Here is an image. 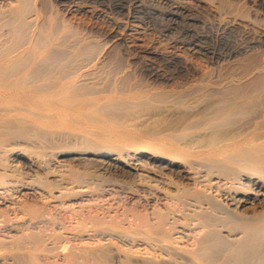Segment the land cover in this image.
Segmentation results:
<instances>
[{
    "label": "bare ground",
    "instance_id": "obj_1",
    "mask_svg": "<svg viewBox=\"0 0 264 264\" xmlns=\"http://www.w3.org/2000/svg\"><path fill=\"white\" fill-rule=\"evenodd\" d=\"M37 1L0 0V185L37 184L40 199L37 208L30 198L9 201L0 193L7 204L0 210V264H11L4 250H39L51 253L53 264H82L87 250L111 246L116 264L121 257L125 264H264V75L243 81L253 66H240L238 76L222 68L264 53V34L248 29V41L231 45L244 15H228L213 35L221 49L205 46L206 35L177 46L205 59L207 71L188 64L174 74L140 71L115 58L119 49L131 51L129 38L147 34L127 22L124 7L126 22L76 2L75 10L113 27L105 44H84L59 35L67 27L59 16L72 6L53 11L62 24L51 27L39 22ZM212 10L201 13H218ZM153 49L145 50L158 59ZM145 110L164 115L165 125L153 117L140 128ZM111 189L143 193L145 208L80 204L88 226L73 231L58 217L74 212L66 205L71 198Z\"/></svg>",
    "mask_w": 264,
    "mask_h": 264
},
{
    "label": "rangeland",
    "instance_id": "obj_2",
    "mask_svg": "<svg viewBox=\"0 0 264 264\" xmlns=\"http://www.w3.org/2000/svg\"><path fill=\"white\" fill-rule=\"evenodd\" d=\"M136 1L137 0H77V1H74L75 2L74 3L73 0H65L64 2H61L60 0H40V1L38 0L37 1V9L40 13L39 14L40 15L39 22L41 21V23H42L45 21L47 26L51 25V27H52V25L55 26L54 24L59 23V20H57V18H55L56 17L54 15L55 12H53V11H56L58 9V7H60V5L61 6L62 5H68L69 7L72 6L70 8L71 11L66 13L65 16L64 15L59 16V17H61L60 21L64 20L63 24H65V26H67L65 28V30L63 29V31L59 33V35L61 37H63V36L66 37L68 35L69 36V37L67 36L68 40H70L71 42L73 40H76V38H78L79 40L83 39L81 41V43H84V44H87V43H96L97 44L98 43L99 45L100 44L103 45L106 43V39H105V36H103V34L105 35V33L108 30L109 31L112 30L113 29L112 25L109 23L103 22V20H101V19L99 20L96 18H92V17L88 16L87 14H84V12H80V11L75 10V8L73 6L76 4V2H79L80 3L79 5L82 8H91V9H96L97 11L100 10V12H103L105 14H110L113 18L115 17L116 19H121V20H122V18L124 19V16H123L124 14L126 15V14H128V12H130L132 18L128 21L125 19H124V21L123 20L122 21L123 22L127 21L131 26L132 25L136 26L135 24H137L138 26L140 25V28L143 26L142 28L146 29L147 34H145V33L144 34H138V36L136 35L135 38H134V36L132 38H129L130 44L131 45L133 44L134 49L131 48V51H130V49L129 50L119 49L120 51L117 49L118 52L116 51V52H114V54H117V55L120 54V55L115 56V58L120 56L119 57L120 60H119V58H117V59L119 61L123 60L121 63H124V65L126 64V65H128V67L133 68V69L136 67L135 68L136 70L138 69L140 71H148V70H153V69L157 70L158 69L162 72L166 71L165 72L166 74H172V73L174 74V71H176L178 68L185 66L187 64H188L187 66H190V67L195 66V68L199 69L202 72L210 69L208 62L205 59L200 58L197 55L192 56L191 54H188V53L186 54V53L181 52L178 48L181 45L179 43H181L184 40L188 41L192 37H194L195 35L196 36H198V35L199 36H205L206 35L205 37L208 39L203 40V42H205V46H207L209 48H216L217 50L221 49L222 46L216 42L215 37H213V35H214V33L215 34L217 33L215 29L218 28L217 26H218V24H220L219 22H221L224 17L230 18L229 16H232V18L233 17L239 18V16L244 15L245 19L246 18L248 19V20H245L244 16L242 18L240 17L241 19L240 18L238 19V21L241 22V27H243V28H241V27L239 28V30L241 32H239V30L237 29L238 31L231 33L230 37L228 36L229 40L232 41L231 45L233 43L236 45V44H241V42L243 43L245 41H248V39L246 38V35L245 36L243 35V33L247 32L248 29H249L248 32H250L251 30H253L255 32V30L258 28L256 32L259 34H260V32L264 34V0H217V1L216 0H213V1L212 0H201V1L200 0H138V2H136ZM215 1L217 3L214 4ZM135 2H136V4H135ZM219 2L224 3V4H222L223 7L220 5L221 3L218 4ZM171 4H172V6H171ZM218 5H220L221 7ZM119 6L125 8L124 14L119 13V8H118ZM176 6L178 7V10H177ZM216 7L218 8V10ZM199 8H201V9H199ZM202 8H204L208 12H210L212 9L214 11L217 10L218 13L215 14L216 12H214L213 16H211L212 12H211V15H209V13H205V12L203 13V11L201 13ZM236 10H237V12H236ZM238 11H239V14H238ZM233 12H234V14H233ZM246 13H247V15H245ZM215 15H217V16H215ZM221 15H222V17H220ZM226 15L227 16L229 15V16L227 17ZM199 16L204 18V20L206 18V20H205L206 25L205 26H203L201 24L196 25L195 23H192L189 21V19L191 17L192 18H197V17L200 18ZM214 16H215V18H214ZM248 16H249V18H248ZM250 16L252 18H250ZM140 18L142 21L140 20ZM250 19H253V20H251L249 22ZM134 20H136V21L134 22ZM209 20H210V22H209ZM143 21H145V22H143ZM255 21H259V22L257 23ZM211 22H212V24H211ZM59 24H62V23H59ZM143 24H145L147 27ZM241 29L244 31L242 32ZM260 29L261 30L263 29L262 30L263 32ZM82 30H83V33L81 34ZM238 32L240 35L242 33V36L237 34ZM75 33H77V34H75ZM218 34H220V31H218ZM241 37H242V39L239 40ZM233 38H234V40H233ZM142 39H143V41H142ZM70 41H68V42L70 43ZM132 41L135 43H133ZM174 41H176V42H174ZM238 41H240V42L238 43ZM145 43H146V45H145ZM172 43L174 45H176V47ZM142 44H144L146 48L144 47V45L142 46ZM138 45H139V47H138ZM106 47L107 48H105V51L103 50V52H102V53H104L103 55L106 54V49H108V46H106ZM144 48L148 49V50H154L153 48H155V51H158V53L160 54L158 59L153 58L152 55L149 56L148 53H146V50ZM141 52H143V53H141ZM261 53H263V52H260L259 54H257V52L255 54H253V53L247 54L246 57L244 56L239 61H235L233 63L231 62L230 64H228V63L223 64L222 68H223L225 73H227V72L230 73V71H226V70H235L236 69L237 71H234L235 73L233 72V74H236L238 71H240L239 69H241V67H244L243 66L244 64L248 65L247 67L249 68V71H250L251 66H253L251 68L253 70L250 71L251 74L249 73L247 75L248 77L246 76L243 81L252 80L257 74H259V72H260V74L264 75V63H263L264 62V59H263L264 53L262 55H261ZM178 54H180V55H178ZM255 55L258 57H256ZM176 56H177V58H176ZM259 56H262V58ZM172 57H173V60L171 59ZM184 58H185V60H184ZM251 58H253V59H251ZM254 59L255 60L257 59L259 61L255 62ZM241 61H242V64H240ZM243 62H245V63H243ZM256 63L260 66L261 70L259 69L258 65L256 66ZM242 70L243 69H241V71H240L241 73L239 72L240 74L243 73ZM175 73H177V71ZM239 73H237L235 76H238ZM255 73H257V74L255 75ZM178 78H180V80H178ZM178 78H177L178 82H180L181 80L182 81L184 80L183 82L185 83L186 82L185 80H188V77H186V76H185V78L183 76H179ZM151 113L152 112H150L149 110H145V111H142L141 114L138 115V116L142 115L141 118L136 121L137 124L140 126V128H141V126L149 125L151 123L150 119L153 117H154L155 123H157L159 125V127L162 128L165 125L164 115L159 114V115L154 116V114L151 115ZM4 183H6L8 185H6ZM2 187H4V188H2ZM31 187H32V188H30L31 190L30 189L29 190L28 189H21V188H16V187L11 188V186H9V183L3 182V184L0 185V193L7 195V196L9 195V199H8L9 201H10V199H12L13 201L14 200L25 201V200L30 198V200L32 199L31 204L35 205L38 208L40 206V199L38 197L39 195L36 193H39L38 192L39 190L37 189V188H39V185L37 186V184H35ZM76 190L78 191V189H75V191ZM93 193H95V194H93ZM93 193L86 194L85 196H82V197H77V198H73V199L71 198L70 201L68 200L66 202L67 203L66 205L71 207V208L74 207V209H75V210L73 209L74 212L71 211V212H73L72 214L68 211L69 209L68 210L64 209L67 212L66 211L64 212V210L63 211L61 210V212L58 213L59 214L58 217H60L62 219L61 220L60 218H58V220H61L66 225V228L70 229V231L72 229L74 230L75 227H76L75 229H77L81 225L83 226L84 225L83 223H86L85 218L87 216L84 215L85 213H82L81 210L78 211V209H79L78 205H80V204L81 205L85 204L88 206L89 205L95 206V204L98 203V204H102L105 207L106 206L108 207L111 204L109 207L114 206L113 207L114 209L115 208L116 209L117 208H121V209H125V208L127 209L128 208L129 209V208L134 207V208H138L140 210H143L145 208L144 205H146L145 201L142 198L143 196H141V194L143 195V193H141V192L139 194L138 193L135 194V192H132V193L131 192H125L124 193L123 191H121V192L119 190L113 191L111 189V190H106V192L105 191L104 192H102V191L97 192L96 191ZM10 196H11V198H10ZM13 197H14V199H13ZM36 198H38L39 200ZM35 201H37V205H36ZM33 202H34V204H33ZM3 204L7 205L5 203H3ZM3 204L1 202L0 210H2V209L4 210L5 206ZM35 206H33V207H35ZM81 213L85 217L83 215H81ZM119 218L121 219V217H119ZM78 223L80 226L78 225ZM70 225L72 227H70ZM86 225H87V223H86ZM86 225H84V226H86ZM82 226H81V228H83ZM67 230H65V231L69 232V230L68 231ZM74 247L72 246V248H70L72 251L71 253L68 250L69 253L73 254V255L80 253L78 249H77L78 251L76 250V248L78 246L75 249H73ZM111 247L104 248L102 250L101 249H94L93 251L87 250L85 253H83L84 257H83V263L82 264H113V263L116 264V257L118 256L116 246H114L112 248ZM115 251H116V254H115ZM89 252L91 253L92 256H90ZM1 256L11 259V264H53L51 262V258H50L52 256V254L47 253V252H42L39 250H37V251H35V250L27 251V250H19V249L4 250L1 253ZM75 256H77V255H75ZM75 256H74V259L76 258ZM120 260L122 262H124L123 264H125V261H127V259L126 258L124 259V257H121Z\"/></svg>",
    "mask_w": 264,
    "mask_h": 264
}]
</instances>
